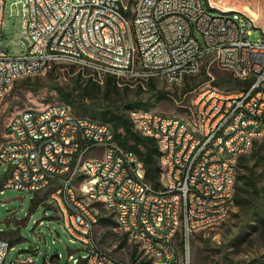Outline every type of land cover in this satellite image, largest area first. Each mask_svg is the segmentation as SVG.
Listing matches in <instances>:
<instances>
[{
	"label": "built area",
	"instance_id": "2783aa9c",
	"mask_svg": "<svg viewBox=\"0 0 264 264\" xmlns=\"http://www.w3.org/2000/svg\"><path fill=\"white\" fill-rule=\"evenodd\" d=\"M6 1L0 0V32ZM13 4L21 18V51L14 53L9 39L0 40V104L7 81L23 70L39 74L42 64L51 67L56 63L54 52H70L66 63L100 77L109 76L105 67L117 66L116 79L122 81L179 77L205 59L230 72L251 74V81H239L245 83L243 93L223 94L210 85V91L197 98L205 109L204 122H198L201 137L190 136L182 117L167 120L137 112L141 134L163 138V151H168L170 180L165 189L148 187L138 156L124 152L115 137L108 136L106 123L79 120L63 102L44 107L43 116H36V108L25 109L9 131L15 147L0 151V167H8L3 189H50L55 216L71 242L80 243L85 252L80 258L71 253L73 264H132L93 244L97 235L92 218L102 216L92 215L91 207L100 205L114 208V215L106 216L129 238H137L148 264H185L195 227L219 224L226 210L222 201L232 200L236 151L245 152L255 134H264V29L258 41H249L257 29L252 14L217 7L210 0H139L132 18L117 15L116 0ZM77 160L93 168V178L79 171ZM2 233L0 264H5L11 245ZM32 250L10 264H36ZM174 251L183 253L182 263H175Z\"/></svg>",
	"mask_w": 264,
	"mask_h": 264
},
{
	"label": "rangeland",
	"instance_id": "374dc122",
	"mask_svg": "<svg viewBox=\"0 0 264 264\" xmlns=\"http://www.w3.org/2000/svg\"><path fill=\"white\" fill-rule=\"evenodd\" d=\"M14 1L16 0L6 1L2 16L5 25L0 32V40L9 39L12 51L20 53L18 42L21 39V18L17 16L18 8L13 4ZM123 1L128 3L132 0ZM210 1L223 9L251 13L256 20L257 29L253 31L249 41L256 42L261 38V29H264V0ZM197 38L202 41L199 32H197ZM190 76L194 77L192 83L196 84L190 91L186 90L184 79L181 83L175 84L163 78H154L155 86L151 88L150 79L122 81L115 78L117 85L111 87L106 93L104 88L92 91L81 88L89 79L103 84L105 76L100 77L93 71L76 64L54 63L46 71L33 75L30 81H24L25 77L17 80L16 86H19L17 90H12L11 87L3 98L0 104V147L9 140V123L16 114L29 108L41 109L49 104L62 103L57 90L59 88L75 89L76 94L83 96L87 103L94 105L106 106L112 102L121 105L135 101L149 103L153 105L151 109L154 111L182 117L194 125L195 122L190 120H196L195 103L201 92L210 89V85L223 91L235 90L242 85L236 83L237 79L233 72L222 69L210 59L203 60L200 71ZM159 97L162 98L159 99ZM263 139L264 136H261L256 140ZM251 153L252 149L245 155ZM262 154L264 156V150ZM254 162L256 172L258 175L262 174L260 179V186H262L264 185V158L257 160L253 157L250 163ZM7 168L6 165L0 167V187L5 180ZM49 194L50 189L39 193H23L14 188H4L0 191V231H9L3 236L10 242H13L18 235L20 237V241L12 243L5 264H10L17 257H27L32 254V249L36 251L33 255L34 259L37 258L36 264H73V261L68 259L71 253L75 258L85 254L80 249V243L71 242L70 235L55 216L56 212L50 206ZM99 212L106 218L102 208ZM237 212L238 208L231 206L226 220L196 231L193 237L194 264H249L254 258L264 253V229L258 228L235 245L233 238L239 224ZM41 221L43 224H40ZM96 231L99 243L114 256L128 260L132 264H138L136 260L142 256L139 246L131 242L115 224H104L98 221ZM39 232L40 236H38ZM134 252L135 258H133ZM55 253L60 255V259L50 260Z\"/></svg>",
	"mask_w": 264,
	"mask_h": 264
},
{
	"label": "trees",
	"instance_id": "16d2710c",
	"mask_svg": "<svg viewBox=\"0 0 264 264\" xmlns=\"http://www.w3.org/2000/svg\"><path fill=\"white\" fill-rule=\"evenodd\" d=\"M53 72V70H52ZM81 75H79L80 77ZM24 81H30L32 76L25 77ZM38 79V77H36ZM105 82L102 84L99 81L89 79L83 90H99L105 89L108 93L111 87L117 85V81L113 76H106ZM237 79V78H236ZM19 80V79H18ZM23 81V82H24ZM186 90L190 91L196 86L192 83L194 77L188 75L184 78ZM237 79L236 83L240 84ZM17 80L12 85V90H17ZM28 84V83H26ZM149 84L154 88V80L150 79ZM242 84V83H241ZM61 100L69 104L76 113L87 116L93 120L106 123L111 126L115 134L116 142L127 150L134 152L141 161L145 176L151 185L159 188L162 181V156L163 152L159 147L158 140L154 136H146L134 129L130 119L132 110H148L153 107L152 104L135 101L121 105L110 103L106 106L89 104L83 99V96L75 93V89L67 90L63 88L57 89ZM86 92V91H85ZM162 97H159V99ZM9 129V128H8ZM250 155H242L237 166L236 177L234 180L233 197L230 203L231 206H236L238 212V228L234 234L233 241L235 245L243 241L251 232L259 229H264V185L260 186L261 175H258L255 169L256 163L251 164V158L256 157L257 160L264 158L262 151L264 150V139L256 140L252 146ZM158 186V187H157ZM3 190V184L0 191ZM100 222L104 224L115 223L109 218H100ZM9 231H3L2 235L8 234ZM20 241L18 237L12 243ZM135 252L133 258H135ZM139 264H147L140 262ZM249 264H264V253L258 258H254Z\"/></svg>",
	"mask_w": 264,
	"mask_h": 264
},
{
	"label": "bare ground",
	"instance_id": "6f19581e",
	"mask_svg": "<svg viewBox=\"0 0 264 264\" xmlns=\"http://www.w3.org/2000/svg\"><path fill=\"white\" fill-rule=\"evenodd\" d=\"M138 5H139V0L129 1L128 3H125V7H124V1L123 0H116L117 15L125 16V18H132V16L136 15V10H138ZM54 61H56V63L57 62L70 61V52H54ZM202 63H203V60H197L195 70L190 71V72H183L181 74V76H179V77H173L171 75H163L160 77H152V79L163 78L170 83H175V84L181 83L186 76L199 72ZM48 68H50L49 64H42L41 65V71H39V74L46 71ZM222 69L229 71V68H222ZM232 72L235 75V77L242 82L251 81V74H246L244 71H232ZM105 74L109 75V76H113L116 78V75H118V67L117 66L105 67ZM33 75H37V74L31 73L30 70H23V73L14 76V80L7 81L6 84L4 85L3 91L1 92V102L16 80H18L22 77L33 76ZM136 79H139V78L127 79V81H133ZM206 91H210V89H207ZM243 92H245V83H242V85L235 90L223 91V94H238V93H243ZM203 93L201 92L199 97ZM64 104L69 106V109L71 110V113L74 114L75 118H77L79 120L86 121V122L102 123L100 121L93 120V119H91L87 116H84L82 114L80 115V114L76 113L75 110H73L69 104H67V103H64ZM195 106H196L197 115H196V122L194 123V125L190 124L187 120H185L183 118H182V123H187V130H190V136L191 137H201V136H203V129H201V127L198 125V122H204L205 109H203L202 106H198V99L195 103ZM45 108H54V103L45 106ZM23 112H24V110L21 111L20 113L16 114L11 119V121L9 123V131L15 129L17 119L19 118L20 115H23ZM137 112H141L143 114L157 115L158 117L166 118L167 120H175L176 118H179L178 116L164 114V113H161L158 111H154L152 109L132 110L130 113L131 122L133 124L134 129L140 133H141V124L138 123V121H137ZM43 113H44V108L36 109V116H43ZM106 132H108V136L115 137L113 129L108 124H106ZM261 136H264V134H255L253 139L248 143V145H246L245 152L236 151V154L233 157V165L231 166V179H230V187H229V197L230 198L233 197V193H234L233 192L234 180L236 177V171H237V166L239 164L238 163L239 159L242 155L246 154L252 148L256 139L261 137ZM156 139L158 140L159 147H160L161 151L163 152V156H162V181H161V185L159 188H156V187L154 188L148 180H147V183H148V187H150L151 189H165L166 183H169V180H170V163H168V151H163L164 150L163 138H156ZM14 147H15V139H9L7 142L2 144V146L0 147V151H6V148H14ZM124 152H132V151L124 148ZM132 155L137 156L134 152H132ZM77 167H78L79 171H85V177L86 178H93V168H86V161L85 160H77ZM231 201L230 200H223L222 201V208H226V210H224V212L220 214V222H222L228 218L229 213H230ZM101 208L105 211V213H106V214L104 213L105 215H114V208H112L108 205H100V206H96V207H91V214L96 215V216H102V214H100V212H99V209H101ZM99 218L100 217L92 218V230H94L95 235H97L96 224L98 223ZM106 218L110 219V216H106ZM213 225H216V224L198 225L195 227V233L199 229L208 228V227H211ZM128 239L131 242H134L137 244V238H129L128 237ZM93 244L101 245L98 241V237H93ZM190 245L192 246V251H185V264H194L193 263V237L190 238ZM140 252L142 253V256L138 257L139 263L140 262H145V263L148 262V256L146 254V251H140ZM174 260H175V263H182L183 253L181 251H174Z\"/></svg>",
	"mask_w": 264,
	"mask_h": 264
},
{
	"label": "water",
	"instance_id": "95a60500",
	"mask_svg": "<svg viewBox=\"0 0 264 264\" xmlns=\"http://www.w3.org/2000/svg\"><path fill=\"white\" fill-rule=\"evenodd\" d=\"M54 258H59V254H53L51 257H50V260H53Z\"/></svg>",
	"mask_w": 264,
	"mask_h": 264
},
{
	"label": "crops",
	"instance_id": "0c3cea01",
	"mask_svg": "<svg viewBox=\"0 0 264 264\" xmlns=\"http://www.w3.org/2000/svg\"><path fill=\"white\" fill-rule=\"evenodd\" d=\"M101 218V217H100ZM100 218H99V220L98 221H100ZM96 228H97V224H96Z\"/></svg>",
	"mask_w": 264,
	"mask_h": 264
}]
</instances>
